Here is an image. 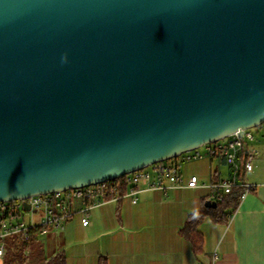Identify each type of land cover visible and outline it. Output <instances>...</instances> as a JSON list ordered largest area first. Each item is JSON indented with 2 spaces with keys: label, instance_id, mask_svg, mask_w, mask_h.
<instances>
[{
  "label": "water",
  "instance_id": "obj_1",
  "mask_svg": "<svg viewBox=\"0 0 264 264\" xmlns=\"http://www.w3.org/2000/svg\"><path fill=\"white\" fill-rule=\"evenodd\" d=\"M263 124L264 0H0V203Z\"/></svg>",
  "mask_w": 264,
  "mask_h": 264
},
{
  "label": "crops",
  "instance_id": "obj_2",
  "mask_svg": "<svg viewBox=\"0 0 264 264\" xmlns=\"http://www.w3.org/2000/svg\"><path fill=\"white\" fill-rule=\"evenodd\" d=\"M252 157L253 169L239 171L224 157H204L183 163V187L149 190L142 183L137 202L131 197L106 201L91 208L89 223L76 214L60 230L43 235L45 249L54 254L64 250L67 264H264V130L246 142L237 158L242 164ZM191 176L199 186L186 187ZM254 186L226 223L208 217L199 226L204 237L203 251L196 254L191 243L180 234L187 217L211 199V184L233 180ZM167 185V183H165ZM46 236V238H45ZM41 237V236H40ZM6 254V253H5ZM5 254L0 264H5Z\"/></svg>",
  "mask_w": 264,
  "mask_h": 264
},
{
  "label": "built area",
  "instance_id": "obj_3",
  "mask_svg": "<svg viewBox=\"0 0 264 264\" xmlns=\"http://www.w3.org/2000/svg\"><path fill=\"white\" fill-rule=\"evenodd\" d=\"M263 129L259 126L256 129ZM252 129L243 130L241 135L234 134L216 143L207 144L197 149L184 152L177 158L165 162L156 163L142 170L126 174L120 178L95 185L80 188L55 191L52 193L33 195L31 197L12 202L0 203V256L5 254L4 240L8 237L22 234L24 239L29 238V232L38 230L39 236L45 235L49 230L63 229L65 224L76 214L83 216L82 223H89L88 212L91 208L104 204L106 201H119L125 197H131L132 202H137V194L141 191L142 183L147 184L149 190L167 187H183L181 168L183 163L208 157H224L226 161L239 171L241 164L237 162L239 154L245 148L246 142L255 140ZM244 168L246 171L253 169L252 157L247 156ZM167 183V185H165ZM186 187L199 186L197 176H191ZM124 187L127 192L122 194ZM212 189L211 199L222 202L226 196L237 187L241 189L240 200L254 190V186L245 182L237 183L235 179L219 181L210 185ZM29 209H24V204ZM27 212L28 220H24L23 213ZM219 255L215 251L211 264H215ZM28 260V257H26ZM196 264H203L197 262Z\"/></svg>",
  "mask_w": 264,
  "mask_h": 264
},
{
  "label": "trees",
  "instance_id": "obj_4",
  "mask_svg": "<svg viewBox=\"0 0 264 264\" xmlns=\"http://www.w3.org/2000/svg\"><path fill=\"white\" fill-rule=\"evenodd\" d=\"M264 127V124H263ZM245 164L243 160L239 176L242 175ZM127 192L124 187L122 194ZM241 189L235 187L232 193L225 197L222 202H217V208H207L205 203L202 208L193 211L187 217L183 227L180 229V234L187 239L193 248L194 253L200 254L203 251L204 237L199 230V226L207 217L215 223L228 222L229 216L235 211L240 203ZM122 199L118 201L119 204ZM38 230L29 232V238L24 239L22 234L6 238L3 242L5 245V264H67V256L64 250H60L51 254L45 255L43 246L39 243L40 236ZM28 257V260L26 259ZM100 264H106L105 260H101Z\"/></svg>",
  "mask_w": 264,
  "mask_h": 264
},
{
  "label": "rangeland",
  "instance_id": "obj_5",
  "mask_svg": "<svg viewBox=\"0 0 264 264\" xmlns=\"http://www.w3.org/2000/svg\"><path fill=\"white\" fill-rule=\"evenodd\" d=\"M252 131L254 132V134H256V132L258 131V128L257 129L254 128V129H252ZM22 213H23L24 220H28V217H29L28 213L27 212H24V211ZM43 238L44 237H42V236L40 237L39 243L43 246V248L45 250V255L46 256H50L52 253H50V251L48 250V248L45 249V245H44V242H43ZM45 238H46V236H45Z\"/></svg>",
  "mask_w": 264,
  "mask_h": 264
}]
</instances>
